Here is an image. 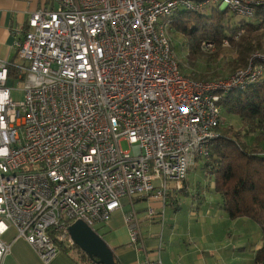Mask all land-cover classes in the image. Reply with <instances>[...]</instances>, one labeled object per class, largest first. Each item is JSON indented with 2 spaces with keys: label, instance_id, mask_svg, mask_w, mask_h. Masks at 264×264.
Segmentation results:
<instances>
[{
  "label": "built area",
  "instance_id": "built-area-1",
  "mask_svg": "<svg viewBox=\"0 0 264 264\" xmlns=\"http://www.w3.org/2000/svg\"><path fill=\"white\" fill-rule=\"evenodd\" d=\"M49 1L15 43L22 64L0 58V264L10 227L48 262L73 246L68 226L108 222L124 200L145 198L153 220L149 203L165 206L167 183L182 188L195 160L208 158L222 96L264 77L256 51L228 76L193 79L167 35L177 12L215 5L253 18L262 0ZM124 220L137 245L134 211Z\"/></svg>",
  "mask_w": 264,
  "mask_h": 264
},
{
  "label": "crops",
  "instance_id": "crops-1",
  "mask_svg": "<svg viewBox=\"0 0 264 264\" xmlns=\"http://www.w3.org/2000/svg\"><path fill=\"white\" fill-rule=\"evenodd\" d=\"M50 6L49 0H0L1 59L22 64L15 43L26 30L30 15ZM214 7L217 6H209L203 12L211 13ZM203 162L195 160L182 188L177 190L174 182H170L173 191L165 206L158 201L149 203L157 211L153 220L146 217L147 200L135 198L132 203L124 200L123 207L108 222L98 224L115 263L147 264L146 260H160L162 264H252L254 252L260 246V232L255 231L247 218H228L222 210L220 195L213 190V177ZM131 211L139 221L137 245L131 243L124 220L125 213ZM246 225L251 231L246 230ZM232 227L234 231L230 230ZM2 240L10 244V251L1 264H84L64 249L43 262L28 242L16 236L12 227L2 235Z\"/></svg>",
  "mask_w": 264,
  "mask_h": 264
},
{
  "label": "trees",
  "instance_id": "trees-1",
  "mask_svg": "<svg viewBox=\"0 0 264 264\" xmlns=\"http://www.w3.org/2000/svg\"><path fill=\"white\" fill-rule=\"evenodd\" d=\"M262 1L255 6L253 18H242L235 24L228 21L229 10H219L218 6L212 8L209 15L203 12L208 7L198 12H177L170 23L187 38L188 56L191 59L201 54V41L212 40L219 48L223 39L228 38L230 47L236 50V70L246 66L252 53H264ZM236 34L239 35L235 38ZM220 106L228 116L240 119L245 127L244 136L242 139L239 132L230 128H227L230 131H220L210 144L208 158L202 159L203 165L213 177V190L220 195L222 210L228 218L244 217L258 225L260 246L254 252L252 264H264V77L244 89L229 91L222 96ZM249 134L254 135L250 143L244 139ZM73 246L83 254L77 260L84 264H96L76 244ZM60 249L67 251L69 248Z\"/></svg>",
  "mask_w": 264,
  "mask_h": 264
},
{
  "label": "rangeland",
  "instance_id": "rangeland-1",
  "mask_svg": "<svg viewBox=\"0 0 264 264\" xmlns=\"http://www.w3.org/2000/svg\"><path fill=\"white\" fill-rule=\"evenodd\" d=\"M206 9H209V8H206ZM206 14L209 15L210 10H207ZM227 17H228V21L230 24H235V21L238 20L236 19L237 17L229 11H228ZM170 24L171 25H169L167 28V35L171 39V46L173 48L174 55L176 56V59L179 62L180 68L182 69L183 73H185L186 75H192V77H194V79H197V80H200L201 78L202 79L206 78L204 80H208V79H213V78H218V77H225L231 74L232 72H234L233 70L237 67L236 65L237 55H236V50L230 47V42L228 38L223 39V42L221 43L219 48L216 42L212 40L201 41L200 46H202L204 50L200 49L201 54L197 55V57H195L194 59H191L188 56V49L186 45L187 38L184 37L182 34H180L177 30H175L174 26H172V23ZM207 42H211L213 44L212 47L206 48L204 44H206ZM7 85L12 88V91H11L12 97L16 100H20L21 99V92H20L21 84H18L16 79L9 78ZM222 116L223 117H222L221 124L218 128V132L220 133V131L222 132L225 129L229 130L227 128H230L233 131L239 132L243 139V136H244L243 132L245 131V127L242 125L240 119L236 116H231V115L228 116L223 111V109H222ZM253 138H254L253 134H249L244 137L245 141L248 143H250L253 140ZM121 147L123 149L129 148L125 141L121 142ZM167 185L169 188L172 187L170 186L171 185L170 182L167 183ZM146 203L148 205V202ZM124 207L127 208L128 205H125ZM247 220L249 224L255 226L256 232L258 231L260 232L259 227L256 223H254L252 220H249V219ZM248 226L249 225H246V230L248 228L250 230V227ZM94 230H96V232L100 236L102 235L101 228L98 227V224L94 226ZM230 230L234 231L233 227ZM66 252L71 254L73 257L82 258L83 256L82 252L75 246H71L69 249H67Z\"/></svg>",
  "mask_w": 264,
  "mask_h": 264
},
{
  "label": "water",
  "instance_id": "water-1",
  "mask_svg": "<svg viewBox=\"0 0 264 264\" xmlns=\"http://www.w3.org/2000/svg\"><path fill=\"white\" fill-rule=\"evenodd\" d=\"M69 235L76 244L96 264H115L114 256L103 238L91 227L78 220L68 226Z\"/></svg>",
  "mask_w": 264,
  "mask_h": 264
}]
</instances>
